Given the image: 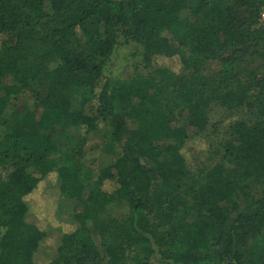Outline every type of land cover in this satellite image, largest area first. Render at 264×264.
<instances>
[{"label":"trees","instance_id":"16d2710c","mask_svg":"<svg viewBox=\"0 0 264 264\" xmlns=\"http://www.w3.org/2000/svg\"><path fill=\"white\" fill-rule=\"evenodd\" d=\"M261 12L264 0H0V264H264V194L235 199L264 184ZM121 45L145 72L109 69ZM249 52L263 69L237 78ZM210 89L226 108L254 107L255 92L262 121L235 122L206 171L185 150L202 141ZM61 132L120 149L103 165L55 161ZM61 195L77 202L71 224L48 215ZM116 200L127 212L103 215Z\"/></svg>","mask_w":264,"mask_h":264},{"label":"rangeland","instance_id":"374dc122","mask_svg":"<svg viewBox=\"0 0 264 264\" xmlns=\"http://www.w3.org/2000/svg\"><path fill=\"white\" fill-rule=\"evenodd\" d=\"M187 19L188 22H196V19L187 11L182 15ZM255 24L253 28L258 29L264 25V14L261 12L258 17L254 18ZM131 46L121 45L115 51L111 57L109 69L115 74L120 76H130L134 72L143 73L145 70L141 65H138V57L131 55ZM74 49L79 52H89L87 47L75 45ZM220 67L215 63H210L205 67V73L209 76H213ZM262 62L253 54L246 55L245 59L234 67V71L237 74V78L243 79V77L250 70H262ZM13 80L12 76H7L3 79V83H8ZM215 91L207 90L205 98L208 99L207 114H208V125L202 133V141L199 143L195 142L187 145L185 150V156L187 162L192 161L191 165H201L206 171L212 170L214 166L219 162L225 145L231 139V126L237 121H243L248 125H252L262 121V117L258 116L256 93L252 92L249 97V101L254 103V107L245 108L231 107L226 108L217 103ZM31 92L26 94L25 99H31ZM184 119L182 115H177L173 120L174 124L181 125ZM59 153L52 156L55 161H62L66 163H83L87 164L91 157H99V164H104L103 152H109L111 150L118 151L120 145L112 143L98 142L92 145L87 142L85 148L77 145L68 135L65 133H59ZM164 143V142H162ZM161 143V144H162ZM91 144V145H90ZM84 185L90 191L97 189L96 184L92 180H83ZM111 187L109 182L104 185L105 189ZM264 194V184H254L244 189H238L235 194V199L241 202L243 199L250 197H261ZM78 212L77 202L64 195L54 198L48 207V215L53 218L67 224H71L74 215ZM127 212L126 205L121 201H113L107 207L103 215H109L119 217ZM100 252V251H99ZM51 253V252H50ZM100 254V264H106V259ZM48 259H43L47 261ZM124 264H162L155 257H151L149 260H138L133 257H129Z\"/></svg>","mask_w":264,"mask_h":264}]
</instances>
